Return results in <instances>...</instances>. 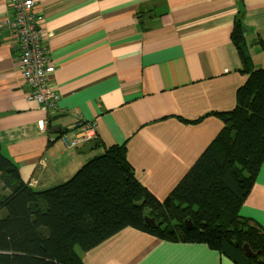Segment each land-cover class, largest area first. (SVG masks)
I'll list each match as a JSON object with an SVG mask.
<instances>
[{
  "label": "crops",
  "instance_id": "crops-1",
  "mask_svg": "<svg viewBox=\"0 0 264 264\" xmlns=\"http://www.w3.org/2000/svg\"><path fill=\"white\" fill-rule=\"evenodd\" d=\"M34 11L60 97L47 109L29 99L18 49L0 41V143L39 191L102 152L66 145L84 120L103 144L126 142L138 181L165 199L222 129L212 112L233 110L248 77L231 39L239 11L252 67L264 66V0H35ZM12 13L0 0L3 35ZM58 128L70 131L60 138ZM240 213L264 227V163ZM80 254L86 264H235L205 244L131 227Z\"/></svg>",
  "mask_w": 264,
  "mask_h": 264
},
{
  "label": "trees",
  "instance_id": "trees-1",
  "mask_svg": "<svg viewBox=\"0 0 264 264\" xmlns=\"http://www.w3.org/2000/svg\"><path fill=\"white\" fill-rule=\"evenodd\" d=\"M231 39L248 74L237 104L212 112L222 129L163 200L136 178L126 142L107 146L95 139L102 152L40 191L22 179L0 143V264H86L80 252L126 227L205 244L235 264H264V227L240 213L264 163V66L252 67L240 11ZM68 131L58 128L59 137Z\"/></svg>",
  "mask_w": 264,
  "mask_h": 264
},
{
  "label": "built area",
  "instance_id": "built-area-1",
  "mask_svg": "<svg viewBox=\"0 0 264 264\" xmlns=\"http://www.w3.org/2000/svg\"><path fill=\"white\" fill-rule=\"evenodd\" d=\"M9 4L13 15L12 19L7 16L1 20L7 34L3 35L0 29V41L18 49L20 74L30 88L27 97L43 108L56 107L60 95L50 82L55 66L50 60L49 49L43 44L41 21L34 11L35 0H9ZM46 123L41 120L39 125L45 128ZM94 130L92 122H81L76 138H64V141L70 147L89 142L96 138Z\"/></svg>",
  "mask_w": 264,
  "mask_h": 264
},
{
  "label": "water",
  "instance_id": "water-1",
  "mask_svg": "<svg viewBox=\"0 0 264 264\" xmlns=\"http://www.w3.org/2000/svg\"><path fill=\"white\" fill-rule=\"evenodd\" d=\"M97 146V140H91L89 142H86L82 147L81 149H79L77 152H87L93 148H95ZM146 222L150 225H154L155 224V219L152 218V217H148L146 216L145 218ZM186 225L187 227H190L191 226V222L189 220L186 221Z\"/></svg>",
  "mask_w": 264,
  "mask_h": 264
},
{
  "label": "rangeland",
  "instance_id": "rangeland-1",
  "mask_svg": "<svg viewBox=\"0 0 264 264\" xmlns=\"http://www.w3.org/2000/svg\"><path fill=\"white\" fill-rule=\"evenodd\" d=\"M263 67V66H262Z\"/></svg>",
  "mask_w": 264,
  "mask_h": 264
}]
</instances>
